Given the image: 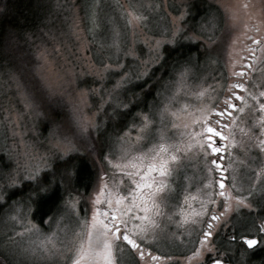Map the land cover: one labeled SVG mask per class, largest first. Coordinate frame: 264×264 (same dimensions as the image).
Wrapping results in <instances>:
<instances>
[{
	"label": "rangeland",
	"instance_id": "374dc122",
	"mask_svg": "<svg viewBox=\"0 0 264 264\" xmlns=\"http://www.w3.org/2000/svg\"><path fill=\"white\" fill-rule=\"evenodd\" d=\"M197 2L204 5L202 13L195 17L193 7ZM49 5L50 12L43 22L51 34L44 32L43 37L36 38L34 63L27 82L16 81L18 78L9 74L7 62L0 56V254L10 264H71L74 245L79 244L80 238L86 240L83 222L91 218L90 197L98 190L102 177L109 185L120 178V172L109 160L116 163L122 147L134 149L132 155H138L159 143L161 136L167 143L180 144L188 112H194L201 103L215 104L221 99L227 80L225 70L231 68L229 60L238 58L247 27L257 25L264 31V0H80L79 10L69 8V2L65 4L62 0H51ZM129 12L144 19L130 24ZM179 44L196 48L186 59L172 65L154 88L152 98L143 105L139 92L132 95L130 87L144 83L151 73L156 81L159 76L156 68L162 64L164 47L175 48ZM186 68L181 84L179 74ZM126 73L127 78L117 87ZM150 80L146 82L149 84ZM201 90H206V96L197 98L195 94ZM135 102L138 109L125 118L124 127L105 135L101 125L109 117L111 122L112 117L118 121L116 113L128 110ZM186 105H190L187 110ZM53 106L66 109L71 117L62 115L58 124L51 119L44 122ZM144 116L151 123L137 140L134 128L143 124ZM245 116L238 130L240 136L232 142L234 148L225 163L229 187L234 194L243 195L255 183L256 195H260L264 189V152L262 160L252 155L257 148L252 150L250 141L257 127L260 139H264L261 135L264 125L260 122L264 113L256 120L251 111ZM240 129H244L243 133ZM82 149L96 174L93 187L80 194L73 191L72 173L69 175L61 168L55 176L52 166L56 161L79 155ZM174 170L177 184L182 183L181 195L191 185L199 187L206 179H215V174L208 176L204 159L195 152L181 153ZM36 171L35 181L26 178ZM181 174L185 176L183 181ZM9 176L16 178L15 184L9 182ZM56 181L62 188V198L54 213L38 223L33 219L35 201L51 192L50 182ZM28 182L30 195L7 198L20 192L21 186ZM38 184L49 192L37 193ZM191 201H179L180 220L182 216L192 219V209L189 211L187 207L194 202ZM259 208L264 215V201ZM14 215L21 224L11 219ZM29 223L35 224L39 232L23 233L22 225ZM191 234V230L186 231L187 236ZM49 235L56 241L55 254L24 252L31 242ZM159 238L154 244L158 252L181 250L179 243L175 245L176 237L164 228Z\"/></svg>",
	"mask_w": 264,
	"mask_h": 264
},
{
	"label": "snow or ice",
	"instance_id": "6c2138e0",
	"mask_svg": "<svg viewBox=\"0 0 264 264\" xmlns=\"http://www.w3.org/2000/svg\"><path fill=\"white\" fill-rule=\"evenodd\" d=\"M129 23L133 21L139 22L144 18L134 15L133 12L128 13ZM176 33L173 32L175 37ZM172 41H169L171 43ZM255 42V41H254ZM107 70V66H105ZM188 69L181 72L179 83H183ZM127 73L121 80L117 82V87L127 78ZM233 75H244V73H236ZM230 89L239 88L246 93V96L236 95L235 92L231 96H235L236 100L247 104V99L257 100L254 93H247V89L243 83H233L229 85ZM197 98L206 96V90H201L195 94ZM231 96H226L223 101V110L221 106L215 104L201 103L194 112H188V122L184 124L185 131L182 134L184 139L180 144H170L164 136L160 137V142L153 144L146 151L140 152L138 155H132L134 149L121 148L122 155L117 157L116 163L109 160L112 167L120 172L121 179L114 181L109 185L101 178V183L98 190H94L93 196L90 197L92 203V211L90 220L83 222L86 242L80 238L78 245H74L75 256L71 258V264H115L113 250L121 244L126 245L132 254H138L140 259H144L145 252L142 249V244L150 242L156 238L158 224L156 217L162 216V205L169 198L168 177L173 174L174 166L181 160V153L191 155L195 152L198 158H203L205 162V170L209 177H213L215 173H219L221 179H206L203 184V189L207 190L214 185H218L220 191H205V200L200 202L201 210L192 213V219L189 221L183 217L178 222V227H183L190 223L196 226L199 222L198 218L206 215L207 205H215L214 196L224 198V210L216 214L214 211L210 217V221H218L224 217L229 211L247 208L254 210L255 201L252 197L256 194V185L253 183L251 190L247 196L232 195L227 192L226 185L223 181V170L220 160L223 157L220 155L224 151V141H231L223 131L220 130L221 121L219 117L225 115V110L234 109L236 106L231 102ZM260 97H264V91L259 92ZM247 97V98H246ZM125 107H127L125 105ZM190 105L185 106V110ZM259 108L264 113V103H259ZM240 112L244 108L239 109ZM174 115V114H173ZM231 115V113H229ZM261 124L264 125V116L261 117ZM148 116L143 117V124L140 127L134 128L137 134V140H140L145 130L148 129ZM236 123L233 117V124ZM153 127L155 125H152ZM228 128L230 125H223ZM243 133L244 129H240ZM261 135H264V127L261 128ZM261 152H264V139H260L257 145ZM230 155V153H229ZM119 161H125L120 163ZM38 171L29 173L26 177L29 180H36ZM261 173H257L259 177ZM11 184L16 183V178L9 176ZM122 183H127L128 188L126 194L124 189L120 187ZM47 191V187L37 185V193ZM261 197H264V189L260 191ZM31 199V197H30ZM189 199L196 200V196H185L184 201ZM19 211V210H17ZM142 213V214H139ZM17 224H21V220L17 216H12ZM23 233H38L35 224L22 225ZM214 225L209 222L203 228L202 234L199 236V245L192 252V256L200 260L201 264H224L222 259L223 253L219 252L213 244ZM255 228L257 235L264 236V219L260 220L258 228L255 224L251 226ZM251 228H245L240 232L239 236H233L231 239L238 241L241 246V252L245 249H252L258 243L264 242L258 240L251 235ZM19 233L18 235H23ZM25 253L39 252L41 254L53 255L56 252V241L52 235L38 239V242H31L30 247L24 249ZM152 260H158V256H151Z\"/></svg>",
	"mask_w": 264,
	"mask_h": 264
},
{
	"label": "flooded vegetation",
	"instance_id": "af4514ba",
	"mask_svg": "<svg viewBox=\"0 0 264 264\" xmlns=\"http://www.w3.org/2000/svg\"><path fill=\"white\" fill-rule=\"evenodd\" d=\"M247 28L248 29L244 32V39L241 40L238 58L233 59L232 61L229 60L228 65L231 66L230 70L227 71L224 69L227 74V80L222 88L221 99L219 102L215 103V105L221 106L223 110V101L226 96H231L232 92H235L236 95L246 96V93L241 91L239 88H229V85L237 82L243 83L245 85L247 93H254L257 96V100L247 99V104L242 103L240 100H236L235 96H231V102L236 107L234 109L225 110V115L219 117L221 121L219 126L220 130L223 131L226 136L231 133V136L229 137L231 145L229 146V141L223 142L225 150L220 154L223 157V159L220 160V164L222 165V170L224 173L223 181L226 185L227 192H230L234 196L237 194H234V190L229 187L230 182L226 169L227 165L225 164L226 159L229 151L234 148H232V142H234L236 137L237 141L238 136H240L238 130L241 125H243L244 117L246 118L247 116H245V114L251 111L256 120L261 114L259 103H264V97L259 96V92L264 91V31H261L260 27L257 25H250ZM225 61L226 62L224 66L227 65L228 60ZM234 72H242L244 75H233ZM240 108H244V111L240 112ZM229 113H231V115H229ZM233 117L236 120L235 124H233ZM225 124L230 125V127H223ZM254 131L255 132H252L254 135L253 140L260 139L259 128L257 127L254 129ZM253 140L250 141L252 150H254V148H257V150L252 151V155H257L258 157H261L262 160L263 155L256 145L258 140ZM184 169H187V166H184ZM175 171L176 170H173L172 176L167 178L168 181H170L169 198L162 205V211L164 214L162 216L156 217L158 224L156 238L150 242L142 244V249L145 252L144 259L141 260L138 254H132L126 245L121 244L119 247H115L113 250L115 264H201L198 258L192 256V252L196 247L200 246L199 236L202 234L201 230L205 228L209 222L214 225V228L212 229L214 238L213 244L216 246L219 252L224 254L222 257L224 264H264V242L258 243L252 249H245L242 253L241 246L239 245L238 241L234 242L231 239L233 236L238 237L241 231H243L245 228H251L253 224H255L258 228L260 220L264 219V215H261L259 208L262 201H264V197L261 198L260 195L256 194L254 197H252V199L256 202L254 205V210L247 208H241L238 211L232 210L220 220L210 221V217L214 211L217 215H219V213L224 210V198L214 196L213 199L216 201L215 205L206 206L207 213L206 215L198 218L199 222L196 226H192L190 223H188L183 227H178V222L180 221L178 209L180 210L179 207L181 205L179 201L181 199H184L185 196H196L197 199L192 200L194 201L192 205L187 207L189 211L192 209V213L194 211L199 212L201 210L200 202L206 198L205 191L218 192L220 189L217 185V189L213 186L210 189L204 190V182H202L199 187L193 183L194 185L189 186V188L187 187V190L181 195L182 183L179 182L177 184L175 180ZM185 173L186 170L183 174ZM183 174H181L182 181L183 177H185ZM118 176L120 178H117L116 180L119 181L121 179V175ZM219 177L220 174L215 173V179L219 180ZM120 187L124 189L123 194H126L128 184L122 183ZM247 195L248 193L246 192L243 194V196ZM161 228H164L166 233L176 237L177 242L175 245L178 243L181 245L180 251L170 253L169 249L166 254H163L155 249L154 244L160 241L159 237ZM190 230L192 231V234L187 236L186 231ZM251 235L260 241H264V236L257 235L255 228H251ZM172 245L174 246V244ZM151 256H158L159 259L152 260Z\"/></svg>",
	"mask_w": 264,
	"mask_h": 264
},
{
	"label": "trees",
	"instance_id": "16d2710c",
	"mask_svg": "<svg viewBox=\"0 0 264 264\" xmlns=\"http://www.w3.org/2000/svg\"><path fill=\"white\" fill-rule=\"evenodd\" d=\"M49 1L51 0H0V55H2L1 58H3V60L5 59L8 64L9 74H15L16 78H18L16 81L18 82L23 76L22 70L24 69L25 71L30 72V67L34 63V44L36 43V38L43 37V35H45L44 32L51 34V31L49 28L47 29V26H45V23L43 22L46 15L50 12ZM62 1L65 4L69 2V8L77 7L79 10L80 0ZM203 5L200 2H197L194 5L193 12L195 17L202 13ZM51 13L48 17L51 16ZM179 45L180 46L175 48L168 46L164 47V58L162 64L156 68V70L159 71V76L156 81L152 79L151 73L150 77L148 76L144 83L136 84L130 87L132 95L135 94L134 92H139V95L141 96L139 99L141 98L143 105H145L149 99L152 98L154 88L158 85V83H161L160 81L164 80L172 65L189 56L196 48L192 45ZM8 50L19 51L18 57L21 59L23 65L17 66L12 58L4 56ZM150 79H152V81ZM149 80L151 83L148 84L146 81ZM136 103L137 102L130 105L126 111L122 110L121 112H117L116 114L120 117L118 121L112 117L113 119L111 122L109 117V119L101 125L103 133L107 135L111 132L114 133L116 129L121 130L124 127L123 125L126 121L125 118H129L130 113L135 109H138V105H136ZM52 109L51 111H48L50 114L47 116V119L48 121L51 119L54 124H58L64 114L71 117L70 112H67L66 109L64 110L63 108H58L56 106H53ZM99 127L100 126H98V128ZM42 129L43 128H41V130ZM59 132H61V130ZM104 137H102V139ZM102 141L104 142V140ZM80 151L81 153H78L79 155L77 156H69L63 161H56L52 166V172L54 173L53 175L58 176L61 168H63L69 175L72 173L71 181L73 183V191L81 194V192L87 193L93 187L96 173L85 149ZM46 184L49 183H44V186ZM31 191V183L28 182L21 186L20 192H15L11 195V197L22 198L30 195L31 193L29 192ZM44 194L40 195L35 201L33 219H35L38 223H42L45 217L54 213V210L56 209L59 200L62 198L63 193H61V190L57 185H54L51 192L45 195ZM2 206L4 207L6 204L4 203ZM0 264L10 263L0 254Z\"/></svg>",
	"mask_w": 264,
	"mask_h": 264
},
{
	"label": "bare ground",
	"instance_id": "6f19581e",
	"mask_svg": "<svg viewBox=\"0 0 264 264\" xmlns=\"http://www.w3.org/2000/svg\"><path fill=\"white\" fill-rule=\"evenodd\" d=\"M18 54H19V51H17V50H8L7 51V53H5L4 54V56H6V57H10V58H12L14 61H15V63H16V65L17 66H20V65H23L22 64V61H21V59L18 57ZM1 57H2V55H0ZM188 57V56H187ZM187 57H185V59L187 58ZM2 59L0 58V61H1ZM5 60V59H4ZM183 60V59H182ZM1 66V65H0ZM0 70H1V68H0ZM22 77L20 78V83H25V82H27V79H28V75H29V73L27 72V71H25L24 69L22 70ZM41 115H43V112L41 111V113H40ZM50 113L48 112V113H46V116H48ZM47 119L46 118H44V122H50V121H46ZM52 123H53V121H52ZM54 124V123H53ZM4 166V165H3ZM6 169L8 168V167H5ZM66 171V170H65ZM67 172V171H66ZM72 182V181H71ZM51 183V185H50V187H51V189H52V187L54 186V185H57L58 187H59V189L60 190H62V188L60 187V184H59V182L58 181H56L54 184L52 183V182H50ZM49 190V189H48ZM48 192V191H47ZM8 199H10V198H13V197H11V196H8L7 197ZM34 202V201H33ZM59 203V202H58ZM58 205V204H57ZM34 211H35V208H34Z\"/></svg>",
	"mask_w": 264,
	"mask_h": 264
},
{
	"label": "water",
	"instance_id": "95a60500",
	"mask_svg": "<svg viewBox=\"0 0 264 264\" xmlns=\"http://www.w3.org/2000/svg\"><path fill=\"white\" fill-rule=\"evenodd\" d=\"M221 179V178H220Z\"/></svg>",
	"mask_w": 264,
	"mask_h": 264
}]
</instances>
